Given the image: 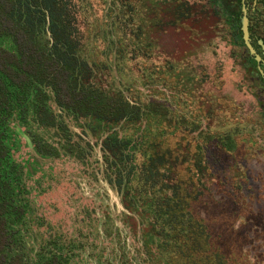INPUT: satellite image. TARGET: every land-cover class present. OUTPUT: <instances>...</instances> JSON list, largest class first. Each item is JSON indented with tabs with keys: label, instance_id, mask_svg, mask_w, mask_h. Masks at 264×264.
<instances>
[{
	"label": "trees",
	"instance_id": "obj_1",
	"mask_svg": "<svg viewBox=\"0 0 264 264\" xmlns=\"http://www.w3.org/2000/svg\"><path fill=\"white\" fill-rule=\"evenodd\" d=\"M71 6V0H0V264H101L102 254L87 246L92 236L103 237L109 227L112 241L129 233L139 243L138 259L125 260L123 255L121 264H223L205 224L189 209V202L207 188L194 189L192 183L193 191L184 189L174 174L177 163L192 160L200 181L207 144L230 153L236 148L234 135L205 132L201 142L198 135L193 152L187 150L180 161L161 149V141L151 142L152 128L171 114L175 124H187V117L175 115L178 110H172L170 97L162 91L161 98L158 90L146 95L124 82L120 89L109 66L83 49ZM211 8L227 26L231 44L246 51L244 70L264 88L242 40L240 12ZM179 10L180 15L187 11ZM254 19L250 43L264 60L257 43L261 39L264 45V36L255 34L259 18ZM166 70L183 83L182 90H192L193 78L184 70L175 71L173 64ZM172 97L179 105L183 101L181 92ZM212 113L208 110L204 118ZM258 117L264 124V110ZM191 125L205 129L195 121ZM158 131L161 138L164 130ZM88 137L99 145L103 177L120 195L127 232L109 215L92 218L93 208L82 209L72 234L39 214L37 199L47 190L44 182L54 177L55 161L91 166L93 144ZM139 152L145 158L141 164Z\"/></svg>",
	"mask_w": 264,
	"mask_h": 264
},
{
	"label": "rangeland",
	"instance_id": "obj_2",
	"mask_svg": "<svg viewBox=\"0 0 264 264\" xmlns=\"http://www.w3.org/2000/svg\"><path fill=\"white\" fill-rule=\"evenodd\" d=\"M71 2L83 49L109 66L117 85L124 82L146 95L158 90L159 98L162 91L170 97L172 110H178L175 115L187 117V124H175L171 114L152 128L151 142L161 141V149L180 161L187 150L193 152L198 135L200 142L205 132L234 135L236 148L230 153L207 144L202 155L207 160H203L205 174L200 181L192 160L177 163L174 176L184 189L188 186L193 191L192 183L194 189L207 188L189 202V209L205 224L211 247L223 264H264V124L258 117L264 110V88L244 70L246 51L231 44L227 26L213 15L212 4L208 0ZM179 7L187 10L184 15L179 14ZM252 8L253 25L254 18H259L255 34L264 36V3ZM170 64L193 78L192 90H182L183 83L166 70ZM146 78L148 82L143 83ZM175 92L183 95L180 105L172 97ZM208 110L213 113L207 120ZM191 121L205 129L196 130ZM160 129L164 130L161 138ZM136 157L138 164L145 160L142 152ZM89 162L87 167L68 159L54 162V177L44 182L47 190L37 199L39 214L72 234L82 209L93 208L92 218L109 215L127 232L120 195L103 177L98 144H93ZM112 235L109 227L103 237L90 238L87 247L102 254L101 264H121L123 255L128 257L125 260L138 259L139 243L133 235L124 233L125 238L116 242Z\"/></svg>",
	"mask_w": 264,
	"mask_h": 264
},
{
	"label": "flooded vegetation",
	"instance_id": "obj_3",
	"mask_svg": "<svg viewBox=\"0 0 264 264\" xmlns=\"http://www.w3.org/2000/svg\"><path fill=\"white\" fill-rule=\"evenodd\" d=\"M208 2L212 4V7H217V9H222L224 6H227V7H230L232 9V11H239L240 12V14H239L240 19L244 15L243 11H242V9L244 8L246 10L245 15L248 18L249 28H250V26H251L250 22L252 19L251 18L252 17L251 11L254 9V8H252V6L257 4L256 0H209ZM231 13L234 16H236V13H234V12H231ZM240 19H239V23H240ZM240 26H241V24H240ZM249 36H250V33H249ZM258 67H260L264 71V68L260 64L256 65L257 70H258ZM261 77L263 78V76H261Z\"/></svg>",
	"mask_w": 264,
	"mask_h": 264
},
{
	"label": "water",
	"instance_id": "obj_4",
	"mask_svg": "<svg viewBox=\"0 0 264 264\" xmlns=\"http://www.w3.org/2000/svg\"><path fill=\"white\" fill-rule=\"evenodd\" d=\"M243 11V16L241 17L240 19V30H241V33H242V40H243V43L248 51V53L250 55L253 56L255 62L259 65H261L263 68H264V60L261 58V56L255 51V49L253 48V46L251 45L250 43V36H249V22H248V18L247 16L245 15L246 13V10L243 8L242 9ZM258 45L261 46V49L263 50V53H264V45H263V42L261 39H259L257 41ZM258 71L259 73L261 74V76H263V79H264V71L258 67ZM118 86L120 89L121 88V85H120V82L118 81ZM20 132V131H19Z\"/></svg>",
	"mask_w": 264,
	"mask_h": 264
},
{
	"label": "bare ground",
	"instance_id": "obj_5",
	"mask_svg": "<svg viewBox=\"0 0 264 264\" xmlns=\"http://www.w3.org/2000/svg\"><path fill=\"white\" fill-rule=\"evenodd\" d=\"M122 197V196H121ZM127 209V208H126Z\"/></svg>",
	"mask_w": 264,
	"mask_h": 264
}]
</instances>
